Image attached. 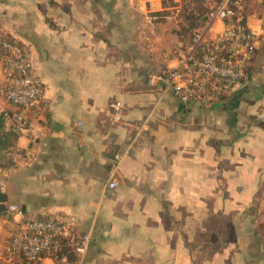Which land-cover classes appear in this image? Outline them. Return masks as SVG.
Segmentation results:
<instances>
[{"label":"crops","instance_id":"crops-1","mask_svg":"<svg viewBox=\"0 0 264 264\" xmlns=\"http://www.w3.org/2000/svg\"><path fill=\"white\" fill-rule=\"evenodd\" d=\"M145 1L0 0V40L29 54L39 87L13 132L1 58L0 115L17 137L0 155V264H25L11 205L90 235L64 264H264V0L244 1L248 79L213 103H183L157 79L186 43Z\"/></svg>","mask_w":264,"mask_h":264},{"label":"built area","instance_id":"built-area-1","mask_svg":"<svg viewBox=\"0 0 264 264\" xmlns=\"http://www.w3.org/2000/svg\"><path fill=\"white\" fill-rule=\"evenodd\" d=\"M243 2L218 1L213 16L221 23L219 32L211 38L194 32L190 44L178 52V66L157 78L183 103L221 101L247 81L256 51V35L246 26L240 12ZM0 44L8 82L1 92L14 109L11 130L21 133L28 124L29 113L39 106V87L31 73L29 54L14 42L0 40ZM116 185L111 181L109 187L113 189ZM8 210L18 218L10 250L25 264H37L43 257L61 263L63 258L57 260L56 255L66 249L77 257L86 254L90 235L76 236L72 224L56 218L29 219L16 205L9 206Z\"/></svg>","mask_w":264,"mask_h":264},{"label":"rangeland","instance_id":"rangeland-1","mask_svg":"<svg viewBox=\"0 0 264 264\" xmlns=\"http://www.w3.org/2000/svg\"><path fill=\"white\" fill-rule=\"evenodd\" d=\"M157 1L168 9L167 12H165V16H169L172 18V20H175L177 17V19L180 20L179 24L177 23V31L180 34V39L183 41V43H186V46L190 44L191 36L194 31L200 30V33H204L208 29H211V32L216 35V33L220 30L218 26L221 25V23H219L218 20L213 16L215 4L220 0H209V2L207 0ZM239 8L241 14H243V17H245L244 2ZM165 24H167L166 28L170 27L171 29V27H173L172 22H166ZM260 204L264 205V193L263 201L260 202Z\"/></svg>","mask_w":264,"mask_h":264},{"label":"trees","instance_id":"trees-1","mask_svg":"<svg viewBox=\"0 0 264 264\" xmlns=\"http://www.w3.org/2000/svg\"><path fill=\"white\" fill-rule=\"evenodd\" d=\"M2 57H3V48L0 44V60ZM16 137L17 135L14 134L11 130H9V132L5 131V115L1 114L0 115V155L8 151L10 148H12ZM6 166H7L6 164L0 163V168H6ZM5 201H6V196L2 193L0 188V213L5 211V207H4ZM57 254H58L56 255L57 260H61L63 258V261L61 262L62 264H64L65 262L71 263L76 257L74 253L70 252L67 249Z\"/></svg>","mask_w":264,"mask_h":264}]
</instances>
